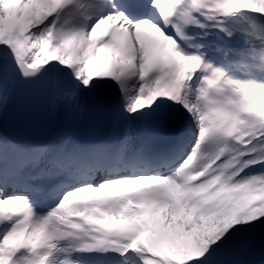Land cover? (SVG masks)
Masks as SVG:
<instances>
[{"label": "snow or ice", "instance_id": "1", "mask_svg": "<svg viewBox=\"0 0 264 264\" xmlns=\"http://www.w3.org/2000/svg\"><path fill=\"white\" fill-rule=\"evenodd\" d=\"M0 264H264V0H0Z\"/></svg>", "mask_w": 264, "mask_h": 264}]
</instances>
